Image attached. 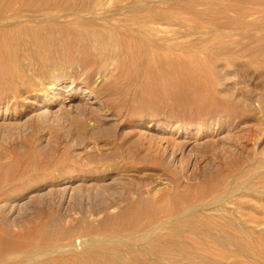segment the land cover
<instances>
[{
    "label": "rangeland",
    "instance_id": "obj_1",
    "mask_svg": "<svg viewBox=\"0 0 264 264\" xmlns=\"http://www.w3.org/2000/svg\"><path fill=\"white\" fill-rule=\"evenodd\" d=\"M79 1L0 0V24L13 19L0 27V43L11 35L16 48L3 54L0 45V264H117L116 253L147 262L148 241L175 231L141 240L128 221L136 202L166 201L154 210L163 221L188 207L210 211L221 197L230 207L239 198L264 201V0ZM64 11L74 14L58 17ZM103 13L168 37L179 60L199 65L200 86L176 83L156 62L138 65L115 35L94 51L100 41L82 31L102 26L89 16ZM120 26L111 32L149 39ZM257 229L264 242V222ZM88 248L102 255L73 260ZM168 256L158 264H186ZM189 263L240 264L233 256Z\"/></svg>",
    "mask_w": 264,
    "mask_h": 264
},
{
    "label": "bare ground",
    "instance_id": "obj_2",
    "mask_svg": "<svg viewBox=\"0 0 264 264\" xmlns=\"http://www.w3.org/2000/svg\"><path fill=\"white\" fill-rule=\"evenodd\" d=\"M27 5L29 3H35L38 4H49L52 2H57V0H24ZM61 1V0H59ZM64 1V0H63ZM66 1V0H65ZM73 1V0H71ZM79 1V0H78ZM89 1V0H88ZM97 1V0H95ZM94 1V2H95ZM100 1V0H98ZM103 1V0H101ZM108 1V0H106ZM16 2V1H15ZM68 2V0H67ZM70 2V0H69ZM80 2V1H79ZM87 2V0H86ZM90 2V1H89ZM130 2V1H129ZM128 2V3H129ZM17 3V2H16ZM24 3V2H23ZM22 3V4H23ZM85 3V2H84ZM93 3V2H92ZM106 3V2H105ZM125 3V2H124ZM127 3V4H128ZM1 4V3H0ZM21 4V5H22ZM60 4V3H59ZM76 4V3H75ZM80 4V3H79ZM78 4V5H79ZM88 4V3H87ZM95 4V3H94ZM98 4V3H97ZM101 4V2H100ZM100 4L99 7H100ZM117 4V3H116ZM133 4V3H132ZM137 4V3H136ZM14 5V4H13ZM19 5V4H18ZM25 6V4H23ZM58 5V4H57ZM74 5V4H73ZM77 5V6H78ZM90 5V4H89ZM103 5V4H102ZM124 5V4H123ZM122 5V7H123ZM31 6V4H30ZM35 6V7H37ZM60 6V5H58ZM69 6V5H68ZM93 6V5H92ZM115 6V5H114ZM15 7V6H14ZM19 7V6H18ZM27 7V6H25ZM46 7V6H45ZM56 7V6H55ZM62 7V5H61ZM64 7V6H63ZM76 7V6H74ZM82 7V6H81ZM80 7V8H81ZM90 7V6H88ZM95 7V6H94ZM103 8V6H101ZM129 7V5H128ZM5 8V7H4ZM13 8V7H11ZM16 8V7H15ZM24 8V7H23ZM21 8V9H23ZM43 8V7H42ZM58 8V7H57ZM56 8V9H57ZM72 8V7H71ZM83 8V7H82ZM86 8V7H85ZM91 8V7H90ZM98 8V6H97ZM118 8V7H117ZM116 8V9H117ZM132 8V7H131ZM10 9V8H9ZM59 9V8H58ZM62 9V8H61ZM67 9V8H66ZM93 9V8H92ZM105 9V7H104ZM102 9V10H104ZM136 9V8H135ZM145 9V8H144ZM94 10V9H93ZM101 10V9H100ZM131 10V9H130ZM128 9V11H130ZM139 10V8H138ZM147 10V9H146ZM8 11V10H7ZM80 11V10H79ZM84 10H82L83 12ZM86 11V10H85ZM134 11V10H133ZM140 11V10H139ZM25 14V11H23ZM27 12V11H26ZM67 11H64L66 13ZM77 12V11H75ZM89 12V11H88ZM91 12V10H90ZM89 12V13H90ZM16 13V12H14ZM43 13V12H42ZM40 13V14H42ZM62 13V12H61ZM58 15V17H63L65 19H69L74 13L68 12L66 14ZM114 13V12H113ZM111 13H103V14H94L89 17L98 18L99 20H102L104 24L101 26V23H99L97 28H85L83 29L82 33L86 38H91L93 36L97 37L100 43L98 45H92L91 48L94 51L102 52L107 47H109L108 44V38L112 37L113 35L116 36L117 39L122 42L123 49L128 51L131 58L146 67V69L152 68L151 65L152 62H156L158 66L161 68L162 75L164 76H173L176 79V83L183 84L185 82L192 81L193 84H198L200 86V83L197 80V73L199 72L200 67H196L193 63H191L188 59L187 60H179L177 51L174 50V46L171 44L170 39L167 37L165 39H161L157 37L156 31L152 27V31H150L148 34L141 30H133V28L130 27H124L122 23L121 26L118 23L114 22L112 20L115 17V14ZM2 14V13H1ZM8 14V13H7ZM45 14V13H43ZM47 14V13H46ZM48 15V14H47ZM56 15V14H55ZM14 16V15H13ZM39 16V15H37ZM50 17L54 15H49ZM84 16V15H82ZM130 16V15H129ZM171 16V15H170ZM45 17V16H42ZM47 17V16H46ZM56 17V16H55ZM87 17V15H86ZM120 17V16H119ZM29 18V17H28ZM39 18V17H38ZM36 18H29L30 21H37L39 19ZM79 18V17H78ZM77 18V19H78ZM88 18V17H87ZM111 18V19H110ZM169 18V17H168ZM23 19V18H22ZM21 19V20H22ZM26 19V18H25ZM23 19V20H25ZM56 18H54L55 20ZM59 19V18H58ZM62 19V18H61ZM91 19V18H90ZM126 19V18H125ZM13 19H8L6 21H1V28L2 26H5L4 23L11 22ZM19 20V19H18ZM46 20V19H45ZM52 20L48 19L47 17V23L48 21ZM75 20V19H74ZM89 20V18H88ZM118 20V19H117ZM128 20V19H127ZM133 20V19H132ZM16 21V20H15ZM44 21V20H43ZM81 21V20H80ZM85 21V20H84ZM87 21V20H86ZM85 21V22H86ZM93 21V20H92ZM96 21V20H95ZM122 21V20H121ZM142 21V19H141ZM19 22V21H18ZM52 22V21H50ZM91 22V21H90ZM125 22V20H124ZM143 22V21H142ZM145 22V21H144ZM149 22V21H148ZM12 23V22H11ZM17 22H14V24ZM56 23V22H52ZM58 23V22H57ZM63 22H61L62 24ZM65 23V22H64ZM75 23V21H74ZM77 23V22H76ZM83 23V22H82ZM95 23V22H94ZM97 23V22H96ZM147 23V22H146ZM10 24V23H9ZM20 24V22H19ZM26 24V23H25ZM32 24V23H31ZM39 24V23H38ZM67 24V23H66ZM65 24V25H66ZM71 24V22H69ZM68 24V25H69ZM41 25V24H40ZM58 25V24H57ZM72 25V24H71ZM79 25V24H78ZM85 25V24H83ZM82 25V26H83ZM88 23H86V26ZM127 25V24H126ZM137 25V24H136ZM146 25V24H145ZM149 25V24H147ZM10 26V25H9ZM33 26V25H32ZM42 26V25H41ZM77 26V25H76ZM75 26V27H76ZM90 26V24H89ZM88 26V27H89ZM94 26V25H93ZM101 26V27H100ZM115 26H120L121 28H124L128 32H135L140 35H145L148 39V41H142L140 39H133L130 36H126V34L121 33H114L111 32V30L115 28ZM130 26V25H129ZM135 26V25H134ZM28 27V26H27ZM34 27V26H33ZM74 27V29H76ZM79 27V26H78ZM16 28V26H15ZM139 28V27H138ZM149 28V27H148ZM6 29V28H5ZM9 29V28H8ZM38 29V28H37ZM67 29V28H66ZM147 29V27L145 28ZM27 30V28H26ZM44 30V29H43ZM54 30V29H53ZM59 30V29H58ZM62 30V29H61ZM148 30V29H147ZM150 30V29H149ZM16 31V30H15ZM36 31V33H35ZM52 31V30H51ZM56 31V30H54ZM64 31V30H63ZM118 30H116L117 32ZM28 32V31H26ZM30 32V31H29ZM47 32V31H45ZM49 32V31H48ZM68 32V31H65ZM76 32V31H74ZM0 33H5V30H0ZM31 33V32H30ZM51 32L47 33L50 34ZM54 33V32H53ZM58 34V33H57ZM76 34V33H75ZM128 34V33H127ZM136 34V35H137ZM70 35V34H69ZM82 35V36H83ZM138 35V36H140ZM43 36V35H41ZM52 36V35H51ZM51 36L46 37V41L44 43V47L47 50V53H53L56 51L57 46L54 44H51L50 38ZM61 36V35H59ZM66 36V35H65ZM133 36V35H132ZM7 37V38H6ZM55 37V36H54ZM67 37V36H66ZM137 38V36H134ZM141 37V36H140ZM10 36H5L3 38L4 41L0 43L2 46V53L9 51L10 46H13L10 44L9 40H11ZM33 41V46L37 47L39 45L38 37H37V30L32 31V37H30ZM45 38V37H44ZM53 38V37H52ZM144 38V37H143ZM28 40V38H26ZM43 39V38H42ZM172 39V38H171ZM57 40V39H56ZM60 40H62L60 38ZM64 41V38H63ZM112 41V40H111ZM114 41V40H113ZM15 44L17 43L14 41ZM31 43V42H29ZM69 43V42H68ZM120 44V43H118ZM18 45V44H17ZM21 45V44H20ZM41 45V44H40ZM68 45V44H67ZM61 46V45H60ZM14 47V46H13ZM19 47V46H18ZM73 47V46H72ZM113 47V46H112ZM1 48V47H0ZM121 48V47H120ZM177 48V47H176ZM36 49V48H34ZM111 49V48H109ZM116 49V48H115ZM114 49V50H115ZM184 49V48H183ZM14 50L16 48L14 47ZM178 50V49H177ZM21 51V50H20ZM43 51V50H42ZM185 51V50H184ZM24 52V51H23ZM111 52V51H110ZM114 52V51H113ZM191 52V50H190ZM189 52V53H190ZM195 52V51H194ZM193 52V53H194ZM181 53V52H180ZM188 53V54H189ZM62 54V53H61ZM121 54V53H120ZM158 54H161V56H158ZM197 54V53H196ZM10 55V54H9ZM47 55V54H46ZM96 55V54H95ZM111 55V54H108ZM181 55V54H180ZM3 56V55H2ZM43 56V55H42ZM45 56V55H44ZM124 56V55H123ZM200 56V55H199ZM206 56V55H205ZM7 57V56H6ZM28 57V56H27ZM103 57V56H101ZM189 57V56H188ZM196 57V56H195ZM194 57V58H195ZM26 58V57H25ZM99 58V57H98ZM121 58V57H120ZM130 58V57H129ZM202 58V57H201ZM208 58V57H207ZM211 58V57H210ZM28 59V58H27ZM46 59V58H45ZM104 59V58H102ZM186 59V58H185ZM38 60V59H37ZM115 60V59H114ZM199 60V59H198ZM197 60V61H198ZM41 61V60H40ZM83 61V60H82ZM126 61V60H125ZM6 62V61H5ZM107 62V61H102ZM131 62V60H130ZM133 62V61H132ZM133 62V63H134ZM201 62V61H199ZM96 63V62H95ZM122 63V62H121ZM209 63V62H208ZM16 64V63H15ZM84 64V63H83ZM98 64V63H97ZM107 64V63H106ZM135 64V63H134ZM133 64V65H134ZM138 64V65H140ZM200 64V63H197ZM12 65V64H11ZM96 65V64H95ZM110 65V63H109ZM126 64H124L125 66ZM132 65V64H131ZM137 65V66H138ZM93 66V64L91 65ZM100 66V65H99ZM104 66V65H103ZM136 66V64H135ZM209 66V65H207ZM13 67V66H12ZM17 67V66H16ZM143 67V66H142ZM204 67V66H203ZM46 68V66H45ZM89 68V67H88ZM118 68V66H117ZM11 69V68H10ZM44 69V68H43ZM111 69V66H110ZM130 69V68H129ZM117 70V69H116ZM119 70V69H118ZM137 70V69H136ZM115 72V70L113 69ZM133 71V69H132ZM131 71V72H132ZM144 71V70H143ZM158 71V70H155ZM128 72V71H127ZM137 73V72H136ZM147 73V72H146ZM158 73V72H157ZM202 73V72H201ZM210 74V73H209ZM120 75V74H119ZM134 75V74H133ZM159 75V74H158ZM199 75V74H198ZM211 75V74H210ZM147 76V75H146ZM208 76V75H207ZM212 77V76H211ZM128 78V77H127ZM154 78V77H153ZM156 78V77H155ZM129 79V78H128ZM131 80V79H130ZM151 80V79H149ZM148 80V81H149ZM156 80V79H155ZM172 80V79H171ZM159 83V82H158ZM204 84V83H203ZM206 84V83H205ZM72 85V84H71ZM168 86V85H167ZM172 87V86H171ZM163 88V87H162ZM160 88V89H162ZM170 88V87H169ZM202 88V87H201ZM200 88V89H201ZM84 93H88L89 95H93L90 90L86 89L84 90ZM90 102H93L92 100H88ZM215 101V100H214ZM218 101V100H217ZM188 129L187 127L183 128V133L186 132ZM227 198V197H225ZM145 199V198H144ZM140 200L136 202L132 206V210L129 213V220L132 227L139 228L141 232H144L145 234H142L143 240L145 237H148L151 233L157 231L158 229L162 228H168L175 231V234H166V233H156L150 241H148V247L147 252L151 255L152 259L147 262H140V263H134L132 260H126L122 258L117 253L113 255V259L116 261L117 264H158V258L160 256L164 257H172L173 262L174 258L182 257L183 259H187L186 264L189 263L193 258L199 257L202 260H206L208 258H226L229 256H233L236 263L240 264H259V259H262L260 261H264V242L259 240L257 242V239L259 238V231H257L258 226L261 225L262 222H264V201H260L258 198L253 199H237L233 203V206H228L227 202L229 203V200L224 199V197H221V202L218 204V206L214 207L212 210L207 212H199V211H192L191 207L185 208L182 210V212L174 213L170 212L169 216H166L163 221H161V218H158L156 216L157 214L154 212V210H158L159 207L163 206L164 204L168 207V203L166 201L160 202V203H153L149 200ZM231 200V199H230ZM201 205V204H200ZM210 205V204H209ZM203 206V205H201ZM170 207V206H169ZM171 208V207H170ZM194 208V207H193ZM197 208V207H196ZM128 212V211H127ZM165 213V212H163ZM184 213V214H183ZM160 214V213H159ZM162 214V213H161ZM166 214V213H165ZM164 215V214H163ZM125 220V219H124ZM166 223H169V226L166 225ZM130 227V225H129ZM130 227V229L132 228ZM264 230V229H261ZM1 232V231H0ZM169 232V231H168ZM139 236V235H137ZM261 236V235H260ZM141 237V236H139ZM151 237V236H150ZM133 239V238H132ZM136 239V238H135ZM145 240V239H144ZM142 243V242H141ZM135 244V243H134ZM143 244V243H142ZM229 245L233 246L231 250H229ZM104 249V248H103ZM100 251V250H99ZM95 253V255H93ZM105 254V253H104ZM94 256L96 258H99V255H102L100 252H94L90 248H88L85 253H83L81 256H73V260L78 261L83 258ZM122 255V254H121ZM133 256V255H132ZM102 257V256H101ZM180 257V258H181ZM112 258V257H111ZM1 259V258H0ZM170 259V258H169ZM171 261V260H170ZM80 262V263H79ZM79 264H88L87 260L85 261H79ZM183 262V261H182ZM198 262V261H197Z\"/></svg>",
    "mask_w": 264,
    "mask_h": 264
}]
</instances>
